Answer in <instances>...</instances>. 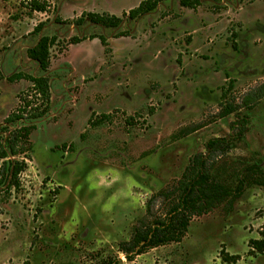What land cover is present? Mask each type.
Here are the masks:
<instances>
[{
  "label": "rangeland",
  "instance_id": "rangeland-1",
  "mask_svg": "<svg viewBox=\"0 0 264 264\" xmlns=\"http://www.w3.org/2000/svg\"><path fill=\"white\" fill-rule=\"evenodd\" d=\"M24 1L0 0V135L6 141L10 132L36 125L22 189L0 203V264H227L222 249L240 256L237 264H264V254L251 256L248 247L264 227V185L248 181L231 212L222 205L193 218L182 243L134 261L119 250L136 227L165 216L159 192L181 177L192 156L206 152L210 139H233L215 160V178L226 186L235 188L253 166L264 172V99L253 110L218 118L229 81L239 101L264 82V0H203L200 12L171 0L136 22L124 18L118 28L72 27L56 18L122 17L142 0H49L48 13L32 15ZM123 32L129 36L118 37ZM43 36L57 37L46 74L51 111L5 132L6 117L31 86L8 78L45 75L27 54ZM73 36L86 39L63 51ZM110 113L109 122L89 126L92 115ZM127 115L145 122L128 126ZM245 116L247 131L237 140L231 124ZM191 129L198 131L184 137Z\"/></svg>",
  "mask_w": 264,
  "mask_h": 264
},
{
  "label": "trees",
  "instance_id": "trees-1",
  "mask_svg": "<svg viewBox=\"0 0 264 264\" xmlns=\"http://www.w3.org/2000/svg\"><path fill=\"white\" fill-rule=\"evenodd\" d=\"M171 0H142L140 4L123 13L122 17L111 15L109 13L83 12L77 19L62 20L57 17L56 22L60 24L71 25L74 27L83 26L86 23L101 25L106 28H118L123 23L124 18L128 17L131 21H138L143 16L154 12L162 4ZM203 0H180L182 8L197 10L202 5ZM30 15L34 13L46 14L51 10L49 0H26L22 3ZM166 13L162 15L165 17ZM44 23H40L34 29V33L39 34ZM127 32L120 33L118 37H127ZM236 38V33L232 34ZM96 39L98 36H91ZM86 38L77 36L71 37L63 46V51L73 45H78ZM105 52L110 53L107 39L100 36ZM57 37L43 36L38 43L28 49V57L35 61L41 71L45 73L42 76H33L27 73L19 72L11 75L8 80H26L31 83L27 91L19 96V106L6 117L3 131H7V125L15 124L24 120L38 121L45 118L51 111L52 92L51 81L46 75L52 66V47L55 46ZM235 43L234 48L237 50ZM234 82L231 80L223 86L221 90V100L218 110V118L223 119L233 114L238 116L240 110H253L264 99V82L256 84L250 88L240 99L232 94ZM239 101V102H238ZM155 110L149 109V114L153 115ZM112 114L92 115L89 120V126L97 127L109 122ZM142 119H137L136 115H127L125 120L128 126H141ZM147 125V123H145ZM248 117H241L231 124L233 132H236L239 140L247 131ZM145 126V125H143ZM36 125H24L12 132L4 141L0 135V203L3 198L8 199L13 192L18 193L22 189L21 177L28 170L30 159L29 152L32 150L31 135ZM145 128V127H144ZM132 130V129H131ZM130 131V130H129ZM198 131L191 129L183 133L184 137ZM85 135H82L84 137ZM7 146H6V143ZM232 137L213 138L206 143V152H201L192 156L189 160L181 177L172 185L159 192L167 202L165 216L159 217L151 223L142 224V227H136L129 241L123 242L119 250L126 259L134 261L136 257L148 253L150 250L167 246L172 243L180 244L187 236L188 228L195 217H202L213 212L222 205L227 206V212H231L234 203L241 197L242 192L248 183L264 185V172L259 166H253L249 174L235 188H230L218 181L214 175L215 160L223 156L232 146ZM22 156V158H20ZM262 172V173H261ZM260 173V179L254 178ZM248 181V183H247ZM260 239L250 240L248 242L249 255L258 256L264 254V227L260 233ZM221 259L227 264H237L241 259L238 255H230L225 249L221 250ZM109 264V263H108Z\"/></svg>",
  "mask_w": 264,
  "mask_h": 264
},
{
  "label": "crops",
  "instance_id": "crops-1",
  "mask_svg": "<svg viewBox=\"0 0 264 264\" xmlns=\"http://www.w3.org/2000/svg\"><path fill=\"white\" fill-rule=\"evenodd\" d=\"M201 7H202V5L196 10L197 12H200V10H201ZM161 5L158 7V9L157 10H155V11H160L161 10ZM183 9H187V8H183ZM239 12H240V9H239ZM202 14H204V16H209V14H207V12L206 13H202ZM239 15V13L237 14V16ZM214 16V15H213ZM242 20V19H241ZM215 22V21H214ZM220 22V21H219ZM219 22H217V23H219ZM243 22H245V21H243ZM216 23V24H217ZM244 24V23H243ZM191 44V43H190ZM74 46V45H73ZM75 69V68H74ZM76 70V69H75ZM52 102H53V96H52ZM197 132V131H196Z\"/></svg>",
  "mask_w": 264,
  "mask_h": 264
},
{
  "label": "flooded vegetation",
  "instance_id": "flooded-vegetation-1",
  "mask_svg": "<svg viewBox=\"0 0 264 264\" xmlns=\"http://www.w3.org/2000/svg\"><path fill=\"white\" fill-rule=\"evenodd\" d=\"M85 25V24H84ZM72 27H74V26H72ZM51 81V80H50Z\"/></svg>",
  "mask_w": 264,
  "mask_h": 264
}]
</instances>
